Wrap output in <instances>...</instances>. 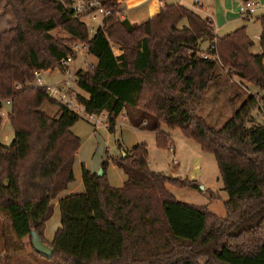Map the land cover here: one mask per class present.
<instances>
[{
  "label": "trees",
  "instance_id": "obj_1",
  "mask_svg": "<svg viewBox=\"0 0 264 264\" xmlns=\"http://www.w3.org/2000/svg\"><path fill=\"white\" fill-rule=\"evenodd\" d=\"M75 1L7 0L18 24L0 33V101L10 104L6 117L13 132L9 144L0 140L5 255H38L34 230L52 248L50 260L60 264H264V124L251 116L256 97L248 96L219 129L198 115L224 67L257 87L264 99V13L256 18L260 49L254 54L245 26L219 37L210 19L179 3L165 4L137 23L121 17L118 0H81L86 13L105 12L89 36ZM56 29L68 38L51 36ZM76 42L96 59L90 69L75 73L74 84L84 93L75 101L85 114L107 112L109 133L123 114L130 126L153 132L159 148L171 143L162 125L196 141L215 158L228 196L224 218L169 193L166 185L196 184L152 171L145 143L127 149L117 140L120 154L102 161V176L82 165L83 192L58 200L60 227L51 241L45 238L53 200L74 181L82 142L72 127L81 117L50 98L45 86L34 85L33 72L63 70L60 61L76 56L71 50ZM45 103L56 106V113L44 112ZM109 160L127 177L121 187L107 181Z\"/></svg>",
  "mask_w": 264,
  "mask_h": 264
},
{
  "label": "rangeland",
  "instance_id": "obj_2",
  "mask_svg": "<svg viewBox=\"0 0 264 264\" xmlns=\"http://www.w3.org/2000/svg\"><path fill=\"white\" fill-rule=\"evenodd\" d=\"M194 0H188L191 4ZM199 4L203 5V12L198 15L202 18H206V14L212 16L214 19L212 23L218 28L216 31L217 36L221 37L234 31L242 26L246 27V33L253 41L251 52L254 54L259 53V39L260 24L256 20L262 13H264V0H254L256 6V12L252 19L246 20L239 14V5L242 0H198ZM197 2V0H196ZM195 2V5H199ZM181 4V3H179ZM83 5L81 11H78L81 15L80 19L88 26V34L92 36L97 27L101 25L102 17L105 12L99 9L95 12L86 13V6L81 0H76L74 7ZM94 4H90V6ZM183 5V4H182ZM194 5V4H193ZM191 9V8H189ZM193 10V9H191ZM194 11V10H193ZM196 11V10H195ZM123 17V16H121ZM208 18V17H207ZM211 18H209L211 20ZM212 22V21H211ZM185 22H181L179 27ZM224 24L223 26L221 24ZM18 24L15 17V12L12 6L8 5L7 0H0V33L9 31L15 28ZM215 31V30H214ZM50 35L57 39H67L68 34L61 29H56L50 32ZM81 43V42H80ZM113 47L115 54H118L117 45L110 43ZM207 46V44H206ZM205 46V48H206ZM96 62V59L89 55L87 49H83L79 52L70 62L68 69L70 70V90L69 99L75 105V95L77 93H83L74 84L75 73L78 70H88ZM227 67L218 70L220 78L211 84L204 95L201 107L198 111V115L201 116L209 126L219 129L221 128L231 117L233 109L237 108L242 102L250 96V93L255 94L259 89L252 84L240 80L238 77L227 73ZM65 69L60 70L54 68L48 71H42L40 82L42 84H53L61 79L66 78ZM38 85L36 81L33 83ZM84 94V93H83ZM234 103V106L232 105ZM0 116L2 117V124L0 127V140L5 144H9L12 140V128L7 121V113L10 110L9 102H2L0 105ZM76 112L80 115L79 119L72 127V131L80 137L81 146L80 159L85 167L89 170L97 172L100 169L102 158L105 159L114 158L120 151L117 147V140L127 148L131 145L136 138L137 143H145L148 148V166L154 172H160L167 176L177 178L179 180H191L196 184L194 187H177L173 185H166V189L171 193L178 201L206 206L209 211L214 213L219 218L225 217L224 202L228 199L227 193L223 190V184L220 179L218 167L214 156L207 151H203L200 145L189 138H186L179 129H167L164 125L161 129L168 133L171 137V143L168 148H159L155 143V134L150 131L141 132L136 128L130 127L126 122L121 121L123 119L120 116L119 121L116 123L114 133H109L104 125L105 116H99L97 120H91L85 116L84 110L77 104ZM42 110L49 115L56 113L57 108L54 105L45 103L42 106ZM105 114V113H104ZM251 116L257 123L264 124V118L260 113L253 109ZM106 122V121H105ZM98 125L99 129L96 135L91 137L94 131V124ZM106 124V123H105ZM173 147L174 154L178 165L172 164V154L169 149ZM104 159V160H105ZM109 167H115L108 161L106 167V178L108 180ZM81 165L78 162L76 173H80ZM110 173H115L110 170ZM112 179V177H111ZM55 204V202H54ZM59 221V210L55 207L54 214L52 215L51 222L49 224V233L53 230L54 226ZM59 223V222H58ZM60 225V223H59ZM3 249V243L1 239V222H0V264H60L53 260L36 255L33 252H21L11 256L1 255Z\"/></svg>",
  "mask_w": 264,
  "mask_h": 264
},
{
  "label": "crops",
  "instance_id": "obj_3",
  "mask_svg": "<svg viewBox=\"0 0 264 264\" xmlns=\"http://www.w3.org/2000/svg\"><path fill=\"white\" fill-rule=\"evenodd\" d=\"M118 1L121 3L122 8H123V17H126L130 22H137V23L143 22V21L147 20L148 18L156 15L165 4L181 3L184 6L193 9L194 11L196 10L195 12L197 14L202 13L204 11L203 10V5L202 4L200 5L198 0H197V2H196V0L192 1L191 4L188 3V0H118ZM243 1H245V0H242L241 2H243ZM195 2L197 4H199V5H195ZM207 17L209 19L212 16H210L209 14H206V18ZM211 21L213 23L214 19L211 18ZM221 25L223 26L224 24L222 23ZM214 30H215V34H216V31H218V28L215 27ZM259 35H258V38H259ZM205 46H206V44L203 45V48H205ZM41 73H40V77H41ZM102 115L107 118L108 114H107V112H102V113H100L98 115H87V114H85V116L89 117L91 120H95V121L97 120V122H98L99 116H102ZM120 116L123 117V119H121V121H123L124 123L126 122L128 124V121H127L126 117L123 114H120V115L117 116L116 123L119 121ZM105 121L106 120H104L103 123H104V125L106 126V129H107V125L105 124L106 123ZM93 126H94L95 133H93L91 135L92 138H93V136L96 135V132L99 129V127H98V125H96V123ZM137 130H139L141 132L149 131V130H146V129H137ZM12 136H13V132H12ZM136 143H137V140H136V138H134L133 143L131 145L127 146V149H130ZM118 155L119 154H117L116 156H118ZM79 156H80V150L77 151V153L75 154L74 163H73L74 181L71 182L67 186V188L63 192H61L53 200V204L55 202L54 210H55L56 206L58 207V200L60 198H62L64 196H67V195H70V194L81 193L84 190V186H83V182H82V178H81V170H80L79 174L76 173L78 162L80 163L81 167H82V165L85 167V165L82 162L79 161L81 159ZM104 159L105 158L103 157L102 160H104ZM85 169L90 171V172H95V171L89 170L87 167H85ZM110 170H113L115 173H110ZM107 174H108L107 177H108V180H109V184L112 187H121L123 185L124 181L127 178L126 175L123 173V171L120 168H118V167L117 168L109 167ZM111 177H112V179H111ZM53 214H54V211H53ZM51 218L46 222L45 231H44V236H45V238L48 241H51L53 239L56 230L60 227V225H59V223H60V213H59V221H58L59 223L57 222V224L54 226L53 230H51L49 235H48L47 232H49L48 227H49V224L51 222ZM4 254H5L4 250L2 249L1 255L4 256Z\"/></svg>",
  "mask_w": 264,
  "mask_h": 264
},
{
  "label": "built area",
  "instance_id": "obj_4",
  "mask_svg": "<svg viewBox=\"0 0 264 264\" xmlns=\"http://www.w3.org/2000/svg\"><path fill=\"white\" fill-rule=\"evenodd\" d=\"M256 4L254 2V0H245L243 2H241V4L239 5V13L240 15L246 19V20H250L252 19L253 15L256 12ZM83 8V5H78L76 7H74V9L78 12L81 11V9ZM101 12L102 10L99 9ZM87 49V46L83 43L80 42H76L74 44H72L71 46V50L72 53L74 55H77L79 52H81L83 49ZM211 48H213V46H211ZM207 54L203 55V58H207ZM214 59H216L217 57L214 56L212 57ZM73 58L71 55L67 56L66 58L62 59L60 61V64L62 66L63 69H65V75H67L66 78L61 79L60 81H57L53 84H42L40 82V71H34L33 75H34V83L37 81L39 86H45L46 87V91L47 94L50 98L56 100L57 102L65 105L66 107H68L71 110L76 111L77 107V103H75V105L71 102V100L69 99V90H70V77H71V73L70 70L68 69L70 62H72ZM250 95H253L256 97V107L255 109L260 113V115L264 118V99H260V97L262 96V94H259V91L256 92L255 94L250 93ZM2 101H0V105H1ZM1 107V106H0ZM170 153L172 154V164L174 165H178L176 157H175V152L173 150V147H170L169 149Z\"/></svg>",
  "mask_w": 264,
  "mask_h": 264
},
{
  "label": "water",
  "instance_id": "obj_5",
  "mask_svg": "<svg viewBox=\"0 0 264 264\" xmlns=\"http://www.w3.org/2000/svg\"><path fill=\"white\" fill-rule=\"evenodd\" d=\"M96 173L98 176H102V169H99ZM31 241L34 251L39 256H42L47 259H50L52 257L53 254L52 248H50L48 245L43 243L40 237L38 236V234L34 230L31 231Z\"/></svg>",
  "mask_w": 264,
  "mask_h": 264
}]
</instances>
